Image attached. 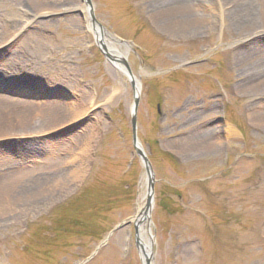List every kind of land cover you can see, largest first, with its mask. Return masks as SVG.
Returning <instances> with one entry per match:
<instances>
[{
  "label": "rangeland",
  "instance_id": "obj_1",
  "mask_svg": "<svg viewBox=\"0 0 264 264\" xmlns=\"http://www.w3.org/2000/svg\"><path fill=\"white\" fill-rule=\"evenodd\" d=\"M80 3L0 0V264H143L112 232L146 195L133 90L97 38L140 88L150 264H264V0Z\"/></svg>",
  "mask_w": 264,
  "mask_h": 264
},
{
  "label": "bare ground",
  "instance_id": "obj_2",
  "mask_svg": "<svg viewBox=\"0 0 264 264\" xmlns=\"http://www.w3.org/2000/svg\"><path fill=\"white\" fill-rule=\"evenodd\" d=\"M25 0H23L24 2ZM77 7L82 10L83 12H86L87 11V7L86 5L84 4V0H81V3L80 4H77ZM250 8L251 7H247L246 10H242L243 12V15L245 16V18L249 19V23L252 24V27H257V26H263V18L262 16H255L254 14H252L250 12ZM243 16V17H244ZM242 17V16H241ZM243 18V19H245ZM259 28V27H258ZM94 31H96V29H94ZM102 41L101 38H98ZM104 43V46H105V49L107 50L108 48V45L105 41H103ZM108 53L110 54H114L116 56L117 59H120L121 58V54H119L117 51H115L114 53L111 51H107ZM20 57L17 58V56L15 57H12L11 58V61L13 60L14 62L13 63H16L20 65H22L23 63H21V61H19ZM21 60V59H20ZM259 60H254L253 62H251L249 64V68L250 70H256L257 71V63H258ZM119 62V61H117ZM115 66L120 70L122 71L120 65L118 63L115 64ZM24 67H25V64H24ZM2 71V70H1ZM35 79V78H33ZM133 81H134V93L137 95H139V84H138V81L133 77L132 78ZM261 89H263L264 91V83L263 85L258 88V90L260 91ZM13 104H18L20 105L18 102L16 103H10L8 100H0V111H6V112H13L12 109H13ZM45 108L44 110L42 111H45V112H42L40 113V117L38 119V121H36L35 119H32V123L30 122L29 120V128H33V129H39V128H42V127H51L54 125V120H51L48 121L47 120V116H52L49 112L50 111H54L55 110V107H53L52 105L50 104H45ZM0 117H1V114H0ZM1 120V118H0ZM46 120V121H45ZM38 122V123H37ZM45 185V184H44ZM43 186V184H42ZM31 190V189H30ZM28 190V191H30ZM28 191H24L22 189H20V191L16 190L14 196L10 195L11 196V199L14 200V202L17 200V201H20L23 197V195H27L31 192H28ZM35 191V190H34ZM36 193L38 194L39 191L36 190ZM32 196V194H29ZM151 207H152V203H151ZM145 208H146V195L145 196H142L139 200H138V205H137V215L134 219H131V222L132 224H135L136 225V238H137V242H138V247H139V253H140V256H141V259L142 261H144L145 259L149 258L150 257V254L152 255V252H151V242H150V238H149V232L148 230L146 229V221L143 220V212L145 211ZM134 227V226H133Z\"/></svg>",
  "mask_w": 264,
  "mask_h": 264
},
{
  "label": "water",
  "instance_id": "obj_3",
  "mask_svg": "<svg viewBox=\"0 0 264 264\" xmlns=\"http://www.w3.org/2000/svg\"><path fill=\"white\" fill-rule=\"evenodd\" d=\"M85 5L87 6V15L88 18L90 20V22L92 24H95V19L93 16V11H92V6L90 3V0H84ZM97 44L100 46L105 58H107L109 61H113V62H117L119 59H114L111 57V55H109V53L107 52V50L105 49L104 43L103 41H101L100 39L97 38L96 40ZM123 67H124V74L126 75L130 86L133 90V105H132V109H131V128H132V143H133V147L135 150L136 155L138 156V158L140 159L144 171H145V175L147 178V185H146V208L145 211L143 212V220H145L146 222L149 221V214L151 211V203H152V198H153V172L151 170V166L150 163L146 157V155L144 154V152L142 151L139 143L137 142L136 139V112H137V107H138V103H139V95L134 93V81H133V77L132 74L129 70V68L127 67L126 63L123 60L119 61ZM131 220L129 221H125L123 223H121L118 227H116L112 232L119 230L123 227H127L130 224ZM134 226V231L136 234V225L133 224ZM135 247L136 249L139 251V247H138V242H137V238L135 235ZM152 259V255L150 254V257L145 259L143 261V264H150V260Z\"/></svg>",
  "mask_w": 264,
  "mask_h": 264
}]
</instances>
